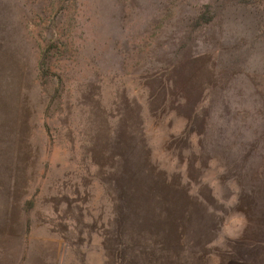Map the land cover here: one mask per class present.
<instances>
[{
    "label": "rangeland",
    "instance_id": "1",
    "mask_svg": "<svg viewBox=\"0 0 264 264\" xmlns=\"http://www.w3.org/2000/svg\"><path fill=\"white\" fill-rule=\"evenodd\" d=\"M0 264H264V0H0Z\"/></svg>",
    "mask_w": 264,
    "mask_h": 264
}]
</instances>
